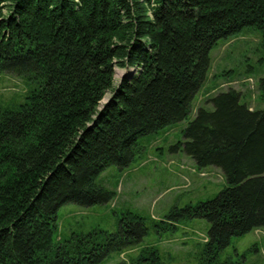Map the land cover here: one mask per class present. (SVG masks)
<instances>
[{"label": "trees", "instance_id": "obj_1", "mask_svg": "<svg viewBox=\"0 0 264 264\" xmlns=\"http://www.w3.org/2000/svg\"><path fill=\"white\" fill-rule=\"evenodd\" d=\"M247 27L264 72V0H0V74L24 83L0 101V264H108L123 251L128 264H161L157 245L140 246L143 213L121 211L114 232L62 236L58 210L112 200L105 170H124L141 138L187 117L210 50ZM116 68L129 70L115 79ZM258 92L264 101V74ZM243 99L232 87L206 95L178 141L226 185L150 217L159 236L179 218L205 219L198 264H234L219 252L264 226V108Z\"/></svg>", "mask_w": 264, "mask_h": 264}, {"label": "rangeland", "instance_id": "obj_2", "mask_svg": "<svg viewBox=\"0 0 264 264\" xmlns=\"http://www.w3.org/2000/svg\"><path fill=\"white\" fill-rule=\"evenodd\" d=\"M254 32L257 31L247 27L213 46L207 80L192 100L187 117L150 137L141 138L143 149L124 170L119 171L114 166L105 170V184L115 191L112 200L88 207L72 203L62 205L58 210L59 234L65 236L93 227L114 232L118 214L130 208L145 215L149 229L140 246L157 245L166 253L161 264H198L197 243L204 240L209 228L205 219L179 218L175 228L170 226L159 236L151 218H163L173 206L183 207L210 199L226 185L218 168L196 167L178 141L183 139L182 130L194 117L197 108L208 106L203 100L208 94L232 87L240 91L251 108H264L258 92V77L264 74L257 62L260 34ZM250 66L254 67V72L246 71L248 67L252 70ZM127 70L116 68L115 79L122 77ZM0 75V101L15 99L24 90V83L20 78ZM129 252L114 254L108 264L121 261L128 264L126 255ZM219 259H230L234 264H264V226L233 236L229 245L219 252Z\"/></svg>", "mask_w": 264, "mask_h": 264}]
</instances>
